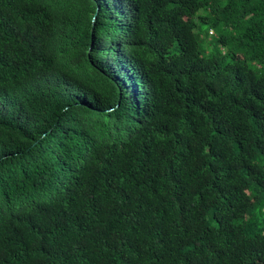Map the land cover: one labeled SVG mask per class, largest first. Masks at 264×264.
Masks as SVG:
<instances>
[{
	"label": "trees",
	"instance_id": "trees-1",
	"mask_svg": "<svg viewBox=\"0 0 264 264\" xmlns=\"http://www.w3.org/2000/svg\"><path fill=\"white\" fill-rule=\"evenodd\" d=\"M0 264H264V0H0Z\"/></svg>",
	"mask_w": 264,
	"mask_h": 264
}]
</instances>
